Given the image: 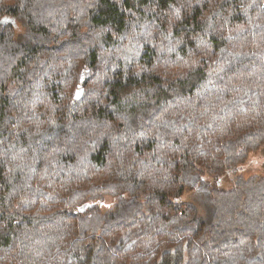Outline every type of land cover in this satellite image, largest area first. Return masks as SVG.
I'll use <instances>...</instances> for the list:
<instances>
[{"label": "trees", "instance_id": "obj_1", "mask_svg": "<svg viewBox=\"0 0 264 264\" xmlns=\"http://www.w3.org/2000/svg\"><path fill=\"white\" fill-rule=\"evenodd\" d=\"M2 19L0 264H264V177L216 187L264 147V0H0Z\"/></svg>", "mask_w": 264, "mask_h": 264}, {"label": "rangeland", "instance_id": "obj_2", "mask_svg": "<svg viewBox=\"0 0 264 264\" xmlns=\"http://www.w3.org/2000/svg\"><path fill=\"white\" fill-rule=\"evenodd\" d=\"M227 173L225 178L222 177L220 182H216L217 188L230 189L238 177H242L244 180L251 177H264V147L250 153L247 161L243 165L231 169ZM214 183V179L207 176H201L198 183H196V180L190 184L185 182V199L187 198L188 201H191L198 208L200 215L207 213L205 208L200 206L205 200V192L208 190L206 186L215 187Z\"/></svg>", "mask_w": 264, "mask_h": 264}, {"label": "water", "instance_id": "obj_3", "mask_svg": "<svg viewBox=\"0 0 264 264\" xmlns=\"http://www.w3.org/2000/svg\"><path fill=\"white\" fill-rule=\"evenodd\" d=\"M8 23H14L12 20H4V19H2L1 21H0V24L1 25H7ZM80 95H81V90H78L77 92H76V94H75V99H78L79 97H80ZM79 210V212H84V210H85V207H82V208H80V209H78Z\"/></svg>", "mask_w": 264, "mask_h": 264}, {"label": "clouds", "instance_id": "obj_4", "mask_svg": "<svg viewBox=\"0 0 264 264\" xmlns=\"http://www.w3.org/2000/svg\"><path fill=\"white\" fill-rule=\"evenodd\" d=\"M41 6H43V5H41ZM178 75H179V73L174 74V75L172 76V79H173V80L177 79ZM170 86H171L170 84H169V85H165V87H170Z\"/></svg>", "mask_w": 264, "mask_h": 264}]
</instances>
